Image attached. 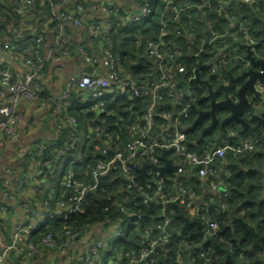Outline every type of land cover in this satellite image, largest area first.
Returning a JSON list of instances; mask_svg holds the SVG:
<instances>
[{
	"label": "built area",
	"instance_id": "1",
	"mask_svg": "<svg viewBox=\"0 0 264 264\" xmlns=\"http://www.w3.org/2000/svg\"><path fill=\"white\" fill-rule=\"evenodd\" d=\"M93 1L98 5L99 16L96 19L92 17L87 24L90 35L99 36L102 45L99 50L88 52L83 43L77 44L75 49L71 50L68 47V35L65 33V23H69L72 27L85 23V18L88 15L86 16V8L81 3L76 2L67 8H60L52 4V7L54 6L52 10L41 15L32 9L34 0H0V18L7 19L8 11L24 14L26 30H30L28 26L32 27L28 37H24L20 44H14L11 47L12 52H7L6 46L0 47V116H2L0 119V155L5 140L15 139L18 136L21 105L23 103L36 102L42 107L54 102L53 97H42L40 92V82L49 59L57 61L64 58L80 59L87 65L85 71L68 77L65 89L61 93L62 97H68L65 108L72 106L74 100H78V98L84 100V95L86 97L91 95L98 110L103 112L106 110L108 97L116 95V98L132 99L143 95L153 83V102L158 104L160 101H165L166 96L163 90L169 89L168 96L175 98L177 115L173 122L168 123L166 116L170 111L160 113L163 121L158 124V128L162 129V133L154 134L153 115H158V112L151 106L149 112L142 117L141 126L132 124L129 127V140L121 146L116 145L114 154L110 159H95L93 164L82 167L81 173L84 172V174L89 175L87 182L78 179L76 177L77 172L72 167L63 170L58 177L63 190H67L69 194L63 200H57L58 198L53 196L54 205L60 208L49 213L50 215L45 220L42 219L38 223L17 224L9 232V241L3 237L2 231L5 228L4 218L11 203H0V264H9V261L13 259L18 264H27V262L38 264L43 248L64 254L75 242H78L79 238L84 244L83 255L87 264H97L93 260L94 256H100L101 264H140L151 256H155L157 247L164 246L169 240L171 232L168 228V222L170 219L162 213L163 222L157 223L154 227L144 228L137 247L127 246L128 248L125 249L124 246L129 245L132 241V230L143 223L145 214L141 211L128 214L129 209L117 197L118 192H120L119 186L115 185L111 188L103 185L102 182L98 186L101 178L110 172H115L113 170L121 169L122 177L127 182V189L131 192L140 191L144 202L151 200L160 202L162 211L165 209V202L167 201L180 200L185 202L188 208L190 199L195 200V193L188 194L183 186L185 177L187 174H191L188 173L189 166L206 164L196 172V176L201 179V182L207 183L206 186L200 185L201 187L213 191L225 189L222 181L211 179L216 171L210 167V163L214 161L216 156L222 157L224 148L228 146L234 133L231 131L230 138L223 140V147H219L215 153H207L200 158L187 147L185 134L187 125L179 119L188 116L190 103L196 100V91L192 80H195L197 75L203 81L205 77L213 82L219 78L220 82H217L220 90L217 88V96L220 95V99L230 98L233 102L238 101L236 87L225 78V74L232 70L236 76H239L252 67L250 56L255 59L264 57V41L261 42L256 38L260 31L255 26V19L261 20L262 18L264 0H142L139 4L140 11L133 10V8L126 10L123 6L119 7V4H122L119 0ZM245 5H248L249 10L244 7ZM111 9L115 12L114 18L125 27L138 23L139 27H135L137 28L136 32L149 24L152 20V14L160 9V37L156 41H147L145 48L148 54L145 55L141 63L146 65L148 57L152 58V69L147 74L128 73L123 68L119 56H116V52L109 47L110 34L103 29L101 22L110 24L111 19L108 12ZM181 18L186 20L185 24L180 22ZM191 20H195V23L192 24ZM37 24L47 25V28L35 30ZM199 24L201 25L199 26ZM35 25L36 27H34ZM47 34H50L52 38V55L49 56L43 54ZM22 37L23 34L20 38ZM179 37L186 38L184 44L179 43L177 40ZM181 50L183 53L192 52L191 54L196 58V67L189 69L182 64H171ZM17 63L21 67L19 71L15 69ZM203 69H205V73H203ZM183 73L189 74L186 83L180 91L173 94L171 88L175 87L177 76ZM228 76H230L229 73ZM197 83L199 86L200 82ZM256 89L261 94V99L254 102L255 113L259 110L257 108L260 107V103H264V83H258ZM200 95L201 98H208L209 93L201 90ZM250 96L248 99H251ZM88 99L89 97L85 98V100ZM56 123L54 128L57 135L60 137L65 130L69 135L67 142L71 148L77 142L83 146L91 141L90 136L93 130H95L96 140L101 137L107 141L112 140L109 133L101 134L98 127L93 128L90 122H86L83 126V132L80 131L76 134V120L69 113ZM245 147H251V145L246 142L242 144V148ZM35 148L38 155L46 158L49 147L45 143L36 142ZM166 150H173L175 155V186L177 190L175 195H177L171 197L174 194L166 188L163 177L151 170L147 171L146 182L154 183L156 192L154 194H150L146 190L142 192L144 185L141 186L134 181V173L129 168L137 169L136 167L140 166L138 165L140 159L145 160L146 164L161 165L160 155L162 151ZM50 153H52L51 159H43L46 176L53 173L60 151H50ZM128 163L133 165L129 166ZM227 171L226 169L225 172L227 173ZM115 176L117 181L118 175ZM0 187L6 190L4 192L11 201L23 194L21 191L11 189L6 178L0 179ZM97 189H100L103 197L110 201L107 207H114L119 216L114 220L102 219L105 224H113V230L106 244L98 238L87 240L88 227L91 225L89 223L84 228L72 225L65 226L63 236L60 239L54 237L49 229L40 240H34L33 236L40 228H51L54 220L67 218L81 211L88 196L94 195ZM107 207L104 209L105 211L108 210ZM202 209H195L194 212H190L188 208V211L191 214H197ZM201 217L205 220L207 229L217 228V224L209 221L203 213H201ZM124 218L127 219L125 232L122 228ZM153 230H156V233ZM187 247L190 248L191 246L188 245ZM178 259L179 261L182 260L181 257ZM190 260L193 261L194 257ZM204 263L209 264V260L205 259Z\"/></svg>",
	"mask_w": 264,
	"mask_h": 264
},
{
	"label": "trees",
	"instance_id": "2",
	"mask_svg": "<svg viewBox=\"0 0 264 264\" xmlns=\"http://www.w3.org/2000/svg\"><path fill=\"white\" fill-rule=\"evenodd\" d=\"M34 3L35 5H32L34 12L44 15L52 10L54 7H52V4L57 6L59 2L58 0H34ZM79 3L84 6L81 0ZM120 6L122 7L123 5L119 4V7ZM123 7L125 8V6ZM125 9L129 10L127 8ZM114 13L113 9L108 12L111 19L109 21L111 24L109 47L116 52V56H119L123 68L126 69L128 73L147 74L151 67L152 58L148 57L146 65H142L141 63L145 55L148 54L145 48L147 41H156L160 37V9L152 14V20H150L149 24L143 26L138 32H136L137 28H135L139 27L138 23L125 27L114 18ZM8 14L9 16L7 19L0 18V47L6 46L7 52H12L13 50L11 47L14 44H20L24 37H28L32 31V27L30 28L27 25L31 31L26 30L24 14L11 11H8ZM34 27H36V25ZM41 28L45 30L47 25L43 26L42 24H37L35 30ZM21 33L23 34L22 38H20L22 35ZM177 40L180 44H184L186 38L179 37ZM18 53L20 54L19 51ZM191 53L192 52L183 53V50H181L171 64H182L189 69L196 67V58ZM205 72V69H203V73ZM187 76H189L188 73L179 74L177 76L176 85L174 88H171L173 94L182 89L186 83ZM192 84L195 86L196 100L191 101L188 116L186 118L181 117L179 120H182L187 125L185 129L187 147L201 158L207 153H215V151L219 147H223V145L221 140L220 142L217 140L212 141L208 137L204 139L198 135L200 124L197 123L193 125V123L198 111L206 107V102L201 98L200 90L197 87L198 83L192 80ZM152 86L153 83L146 89L143 95L132 99L116 98V95L108 97L106 100V110L99 114L106 118L105 126L93 120L96 112L91 110L83 111L81 107H78L80 103H73L72 106L68 108L70 109L68 113L75 117L76 134L81 131L86 122H90L93 128L98 127L101 134H111L114 141L110 149L105 148L104 152L97 149V153L93 154L91 152V150L94 149H92V145L98 143V140L95 139V130H93L90 136V143L87 142L85 145L80 146L78 144L79 142H77L72 148L69 147L67 142L69 135L63 130V133L58 138L61 144H65L63 147L65 150L63 151L69 150V152L77 155L83 153L84 157L82 162L80 161V167L93 164L95 159H110L114 154L116 145L121 146L129 140V127L132 124L141 126L142 117L149 112V107L153 104ZM163 91L167 99L157 104L155 110H157L158 115H153V121L155 123L153 132L157 135L162 133V129L158 128V124L163 121L159 114L171 111L172 109V102L169 100L172 96H168L169 89L165 88ZM221 115L223 116V114ZM234 123L236 122H230L228 123L229 126H226L228 131L234 133V136L230 138L228 146L224 148L221 159H218L219 157L216 156L214 161L210 163L211 168H216L215 171L219 169V167H224L225 170H228L227 173L225 172L219 178L216 177V173L211 176V179L214 181H222L225 185V189H219L215 195L212 193L209 196L211 205L203 207L202 211L197 214H191L188 211L186 203L180 200L165 202V209L163 211L161 210L160 202L157 203L154 200L144 202L140 191L131 192L127 189V182L122 177L121 169L113 170L116 172V175H118V179L113 185L105 186L112 188L116 185L120 187V192H118L117 197L121 203L129 209L128 214L134 211H141L145 214L143 223L132 230V241L129 245L124 246L125 249L128 247H137L144 228L154 227L157 223L163 222L164 216L162 213L170 219L168 228L171 235L168 242H166L164 246H158L156 255L151 256V258H148L140 264H205V259L209 260V264H236L234 259L236 255L241 259L240 264H264V199L260 197V191L258 190L257 192V187L254 188L252 185L253 182L243 183L242 179L244 175L241 174L240 171H237L239 157L246 155L248 152L246 151L240 154L245 150V148H242V144L247 142L252 147L254 143L258 144L263 142L264 134L252 131L253 129L250 126L247 130L243 129L241 126V129H239ZM261 126L264 133V125ZM244 135H248V137ZM87 144H89L88 147ZM51 157L52 153H50L49 150L46 158L45 156L44 158L48 160L51 159ZM59 159L60 153L56 165ZM145 164L146 161L143 159L138 161V165ZM204 165L206 166L205 163L199 166H189L188 173L191 174H187L183 186H206L207 183L201 182V179L196 176L197 170ZM80 167L78 169L75 168V172L79 171ZM129 170L134 173V181L142 186L138 170L134 167L129 168ZM250 173L251 171L249 174ZM77 175L76 177L78 179L84 180L85 182L89 180V175L84 174V172H82L81 175ZM145 190L150 192V194H154L156 192L155 184L152 182L144 184L142 192ZM68 194L67 190H63L61 183V187L57 194V200L65 199ZM176 195L174 193L171 197ZM109 203L110 201L103 197L101 190L97 189L94 195L88 196L87 202L81 211L67 218L54 220L51 228H48L43 235L50 229L54 237H59L61 233L57 231L61 227L65 228V226L72 225L84 228L87 223H98L104 218H109L111 220L119 218L114 207H107ZM106 207L108 208L107 211L104 210ZM201 213H203L209 221L215 222L217 228L207 229L205 220L201 217ZM153 232L156 233V230H153ZM62 235L63 232L60 238ZM188 245L191 247L188 248ZM247 254L250 255V259L245 257ZM179 257H181V261H179ZM192 257H194L193 261L190 260Z\"/></svg>",
	"mask_w": 264,
	"mask_h": 264
},
{
	"label": "crops",
	"instance_id": "3",
	"mask_svg": "<svg viewBox=\"0 0 264 264\" xmlns=\"http://www.w3.org/2000/svg\"><path fill=\"white\" fill-rule=\"evenodd\" d=\"M80 0H58L57 6L60 8H67L74 5L76 2ZM86 8V16L85 23L81 24L77 27H72L69 23H65V33L68 35V47L71 50L75 49V46L79 43H83L85 45L86 50L89 52H94L95 50H99L102 45V41L99 36L90 35V29L88 28V22L91 21V18L96 19L98 14V8L96 3L93 0H81ZM142 0H119L122 2L123 6L127 9H132L136 11H140L141 7L139 4ZM34 6L35 3L33 2ZM96 6V7H95ZM248 9V5L244 6ZM249 10V9H248ZM88 12V13H87ZM251 15V14H250ZM261 20L255 19V26L260 31L257 34V37L261 42L264 41V8L261 14ZM181 23L185 24L186 20L181 18ZM102 27L105 31L110 33L111 24H107L102 21ZM191 23L194 24L195 20H191ZM201 24H199L200 26ZM43 54L44 55H52V38L50 34H47L46 40L43 46ZM51 53V54H50ZM16 71L21 69L20 64L17 63L15 67ZM87 69V65L80 59H71L64 58L60 61L49 59V62L46 66L45 71L43 72L41 85V95L42 97L49 98L53 97L54 102H50L49 104H45L40 107L36 102L23 103L21 105V121L19 123V133L17 138L5 140V145L2 149L0 155V179L6 178L10 184L11 189L14 191H21L23 194L17 199L11 201L7 198L4 191H6L3 187H0V203L7 204L11 203L9 211L4 218L5 228L2 231V235L6 238L7 241L10 240L9 232L17 225L21 223H38L42 219L45 220L49 213H52L54 210H58L60 207L55 204V200L53 196L57 197L59 189L61 187V182L59 181L60 174L63 170L67 168H79L81 166L80 160L83 159L84 154L79 153L74 154L69 152V150H65L64 145L61 144L58 140L59 136L57 135L54 126H56V122L65 117L68 114V108H65L66 99L61 96V93L65 89V84L67 79L72 74H79ZM152 68L150 67L149 70ZM228 73L230 76H228ZM225 78L229 80L230 83L233 82L232 79L236 78V74L232 70H229L227 74H225ZM225 78H223L225 80ZM203 79V78H202ZM204 83L200 82L199 90L207 91L210 93L209 86L213 91H216L218 87V82L220 79L218 78V82L215 80L214 82L208 77L204 78ZM251 94V99H248L249 102L254 103L253 95ZM48 96V97H47ZM85 98L89 97L88 100H82L78 98V100H74L80 103L78 107H81V110H91L96 112L93 120L97 121V123H101L103 126L106 124V118L100 116V111L95 105V100L91 95H84ZM216 99H220V95L215 96ZM167 99V98H166ZM165 99V100H166ZM172 99V100H171ZM169 99L172 102V109L169 114L166 116V122L170 123L175 120L177 115L175 98ZM153 102V101H152ZM161 103V101L159 102ZM154 109L157 106L155 101L151 105ZM150 106V107H151ZM149 107V109H150ZM174 107V108H173ZM264 103H260V107L257 111V114L260 113V110H263ZM220 120L223 118L221 115ZM2 119V116H0ZM204 121V120H203ZM202 121V122H203ZM200 124V131L198 135L201 138L208 137L212 141L223 142L226 138H230L231 131L227 130L225 125L224 128L217 122L215 126L204 133H202V126L209 123V120H205ZM109 125V124H108ZM262 125V124H261ZM261 125H256L255 123L252 125V131L264 134ZM242 127V126H241ZM81 132L82 129H81ZM208 132V133H207ZM111 136V134H110ZM248 137V135H244ZM113 136H111L112 138ZM98 140L97 144L92 145L91 152L93 154L97 153V149L101 152H104V149H110L114 139L107 141L105 138L101 137ZM42 142L49 147V150L52 152L60 151V159L57 165L54 167L53 173L50 176H46L44 171L43 164V156H40L36 152L35 143ZM90 143V142H89ZM89 144H87V147ZM246 155L239 157V163L237 164V171H240L241 174L244 175L242 179L243 183L253 182L254 188L257 187L260 191V197L264 199V141L258 144H254L252 147H245V150L240 153L243 154L246 152ZM162 153V152H161ZM164 157L166 159H170L173 165H176L175 155L173 150L164 151ZM218 159H221L219 156ZM163 163V162H162ZM140 165L138 167H141ZM216 169V168H215ZM82 167L77 171V174L81 175ZM151 169H147L150 171ZM218 171V173H217ZM251 173L249 174V172ZM81 173V174H80ZM225 173L224 167H219L216 170V177L219 178ZM116 172H110L106 176L101 178V182L103 185H113L116 182L115 176ZM165 179L163 182L166 188L174 194L176 190V170L167 169L164 172ZM78 176V175H77ZM106 179V180H103ZM184 189L188 194L192 192L195 193V200L190 199L188 203V208L190 212H194L195 209H201L203 207H207L210 204L209 196L213 193L216 194V190L206 189L205 187L199 186H184ZM64 227L58 229L57 232H63ZM47 230V228H40L34 234V240L38 241L41 239L43 233ZM113 230V224L108 223L105 224L102 221L98 223H93L88 227L87 231V240H94L95 238L102 239L106 244V241L109 239V235ZM60 234V235H61ZM59 235V239H60ZM63 236V235H62ZM82 239L79 238L78 242H75L72 247L67 249L66 253L62 254L55 250H50L48 248H43L41 251V259L38 264H87L85 261V257L83 255V245L81 243ZM93 260L97 262V264H101L100 256H94ZM38 261V260H37ZM9 264H18L16 260H10ZM27 264H30L27 262Z\"/></svg>",
	"mask_w": 264,
	"mask_h": 264
},
{
	"label": "water",
	"instance_id": "4",
	"mask_svg": "<svg viewBox=\"0 0 264 264\" xmlns=\"http://www.w3.org/2000/svg\"><path fill=\"white\" fill-rule=\"evenodd\" d=\"M250 56V55H249ZM252 67L243 72L241 75L232 79L236 87V94L238 96V101L233 102L230 98H222L216 99L215 96L217 94V90L213 91L209 86L210 93L208 98H203L206 102V107L202 108L198 111V114L194 120V124L200 123L206 118L205 116H211L210 124L203 128L202 133L211 130L215 124L219 121L216 116L217 109H226L227 116L224 117L220 125L222 128L225 127L226 124L230 122H236L242 126L243 129L247 130L249 128V122L243 117V114L247 112L252 120H256L259 124L264 125V108L260 111V113H255L254 111V103L248 101V96L253 95V100L255 102L261 99V94L257 91L256 85L258 83H264V57L261 59H255L253 56H250ZM198 74V70H197ZM197 82L204 83L203 80L199 78L197 75ZM208 99H210L209 103ZM208 107V109H206ZM160 159L162 160L161 165L154 164H145L141 167H136L139 172V177L141 180V184L144 185L146 183V176L148 175L147 169H151L152 172H157L158 175L165 179L164 172L167 169L176 170V166L171 163L170 159H166L164 157V151H162L160 155ZM129 166H132V163H128ZM101 185V181L98 182V186Z\"/></svg>",
	"mask_w": 264,
	"mask_h": 264
},
{
	"label": "rangeland",
	"instance_id": "5",
	"mask_svg": "<svg viewBox=\"0 0 264 264\" xmlns=\"http://www.w3.org/2000/svg\"><path fill=\"white\" fill-rule=\"evenodd\" d=\"M243 117L246 119V120H248V122H249V125L252 127V125L255 123L256 125H260L256 120H252L251 119V117H250V115L247 113V112H245L244 114H243ZM234 125L237 127V128H239V129H241L240 128V124H238V123H234ZM227 127L229 126V124L228 125H226ZM203 130V129H202ZM81 162H82V160H80ZM122 228L124 229V232L126 231V229H127V219L126 218H124L123 219V222H122ZM246 258L248 257L249 259H250V255L249 254H247V256H245ZM235 262H236V264H240L241 263V259L239 258V256L238 255H236L235 256Z\"/></svg>",
	"mask_w": 264,
	"mask_h": 264
},
{
	"label": "flooded vegetation",
	"instance_id": "6",
	"mask_svg": "<svg viewBox=\"0 0 264 264\" xmlns=\"http://www.w3.org/2000/svg\"><path fill=\"white\" fill-rule=\"evenodd\" d=\"M209 101H210V99H208V102H207V104L209 103ZM206 109H208V107L206 108ZM227 110L226 109H217L216 110V116H217V118H218V120H219V124H220V122H221V120L224 118V117H226L227 116ZM219 114V115H218ZM221 114H223V118L220 120V116H221ZM206 118H204V121L205 120H209V123L208 124H206V125H201L202 126V129L203 128H205V127H207L209 124H210V122H211V116H205ZM203 121V122H204ZM202 122V123H203ZM199 124H201V122L199 123Z\"/></svg>",
	"mask_w": 264,
	"mask_h": 264
}]
</instances>
